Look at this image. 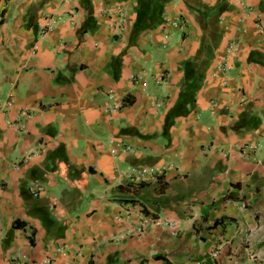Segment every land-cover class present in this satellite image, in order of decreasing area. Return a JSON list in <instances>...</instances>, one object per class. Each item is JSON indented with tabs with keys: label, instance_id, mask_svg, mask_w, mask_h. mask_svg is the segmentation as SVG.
<instances>
[{
	"label": "crops",
	"instance_id": "1",
	"mask_svg": "<svg viewBox=\"0 0 264 264\" xmlns=\"http://www.w3.org/2000/svg\"><path fill=\"white\" fill-rule=\"evenodd\" d=\"M9 95L0 264H264V0H0Z\"/></svg>",
	"mask_w": 264,
	"mask_h": 264
},
{
	"label": "built area",
	"instance_id": "2",
	"mask_svg": "<svg viewBox=\"0 0 264 264\" xmlns=\"http://www.w3.org/2000/svg\"><path fill=\"white\" fill-rule=\"evenodd\" d=\"M54 18L53 17H50L48 20H47V23H45V26H44V29H47V28H49L50 26H51V24H53L54 23ZM261 32H263V31H261ZM12 103H13V101H12V99H11V97H10V95L9 96H7V98L6 99H4V101L3 102H1L0 103V106H2L3 108H8L10 105H12ZM30 115V113L27 111V110H25V109H23V108H21V107H18L17 108V116H29ZM252 149V147L250 146V145H243V146H240V148H239V151L240 152H244L245 150H251ZM153 170L152 169H149V170H147V172L148 173H150V172H152ZM32 188H30L29 189V191H30V193H31V195L32 196H35L36 194H37V192H38V190L40 189L38 186H39V184L36 182V180H34L33 182H32ZM153 224V223H161V224H163V225H165V226H171L172 225V223L170 222V221H168V220H161V219H157V220H152L151 218H149V217H144V216H141L139 219H138V221H137V225H136V227H135V231L137 232V233H141V232H143L144 231V229L147 227V225L148 224ZM212 255H214V252H212Z\"/></svg>",
	"mask_w": 264,
	"mask_h": 264
}]
</instances>
